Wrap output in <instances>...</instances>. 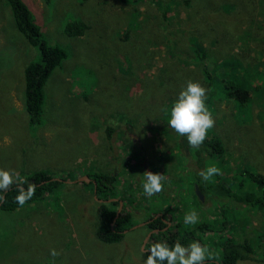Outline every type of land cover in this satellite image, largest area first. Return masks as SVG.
Here are the masks:
<instances>
[{
  "label": "rangeland",
  "instance_id": "rangeland-1",
  "mask_svg": "<svg viewBox=\"0 0 264 264\" xmlns=\"http://www.w3.org/2000/svg\"><path fill=\"white\" fill-rule=\"evenodd\" d=\"M23 1L44 38L62 47L67 58L45 84L40 123L29 125L24 68L39 61V49L18 31L7 1L0 0V168L20 177L44 170L65 182L41 201L12 211L0 209V264H144L149 229L141 225L148 215L141 205L177 209L178 200L189 197L188 209L169 210L173 224L195 208L190 201L195 171L189 169L195 159L192 152H183L180 143L187 138L168 126L167 106L188 80L199 81L208 96L201 64L190 63L194 47L205 49L206 64L215 74L224 66L229 72L233 65L219 63L232 60L240 63L241 71L246 68L245 87L247 70L253 74L249 84L259 87V92L251 91L250 111L247 102L240 105L229 97L207 106L215 118L209 131L225 146L224 159L216 154L205 160L222 171L214 182L220 179L235 195L247 192V186L240 187L247 168L264 174V77H258L264 74V0ZM162 4L170 12L167 22L160 16ZM73 21L84 22L86 32L68 35L66 24ZM225 91L216 88L214 98ZM107 126L115 127L111 151ZM113 155L120 157L117 162ZM164 164L183 165L182 174L166 173ZM121 165L123 171L117 168ZM114 168L118 174L113 183L119 185L118 197L129 204L133 226L120 241L103 243L96 236L99 202L91 179L94 171L112 174L108 170ZM146 170L166 177L163 191L151 197L142 188ZM86 176L89 183L79 180ZM225 187H211L222 199L214 197L206 206L200 200L197 213L204 217L210 212L223 220L220 235L230 241L251 243L258 262L237 264H264V208L248 206L247 199H230ZM130 193L135 196L127 197ZM211 234L202 233L201 244L217 256L222 244L211 242ZM52 249L59 255L52 257Z\"/></svg>",
  "mask_w": 264,
  "mask_h": 264
},
{
  "label": "trees",
  "instance_id": "trees-1",
  "mask_svg": "<svg viewBox=\"0 0 264 264\" xmlns=\"http://www.w3.org/2000/svg\"><path fill=\"white\" fill-rule=\"evenodd\" d=\"M7 4L9 5L13 19L16 25V28L20 33L24 35L27 41L32 44L36 45L39 49V61L30 62L24 68V98H23V105L24 110L28 116L29 125L39 124L41 120V116L43 114V106L46 100V93H45V84L49 77L51 76L53 70L57 67H60L63 63V60L67 58L66 51L60 47L59 45H51L44 38L43 33L40 29V26L35 22L33 14L30 8L25 4L23 0H6ZM164 1V0H161ZM46 3L49 0H45ZM167 4V3H166ZM161 19L167 22V16L170 14L169 9L162 4L161 6ZM87 25L82 21H73L66 24L65 31L68 35L80 36L84 34L87 30ZM206 53L203 47L199 46V48L193 49V57L190 60V63L194 64H201V72L206 79V83L209 87L208 96L206 98V105L209 106L211 100L221 99L222 97H229L233 98L238 104L243 105L247 102V108L250 111L249 103L251 102V91L257 90L258 86H252L249 84V80L253 78V74L249 73L247 70V88L245 87V77H246V68L242 66L238 62H234L232 60H225L224 62H220V64L227 65L230 64L232 67L230 68L229 72L224 70L221 67L220 71L216 74L213 70L209 68L206 64ZM235 65V66H234ZM219 72L222 74L220 75ZM259 78L264 77V74H258ZM257 78V77H255ZM225 88V93L223 95L217 96L214 98V92L216 88L219 87ZM259 88V87H258ZM259 92V91H258ZM173 101L168 102V107L171 109L173 105ZM248 117V116H247ZM263 117V114H261ZM107 135L109 142V150H113L111 148V141L110 138L112 133L115 130V127L107 126L104 128ZM126 131H132V128L129 129L128 127L125 128ZM121 133H124L121 131ZM182 137V136H181ZM186 138V137H185ZM131 140V139H129ZM181 146L185 147L183 152L188 155L189 151L193 153V157L195 159L196 164H189V169L193 168L195 172L193 173V178L191 181V193L192 199L190 200L191 203L195 208L194 210L198 211L197 206L200 203V198L196 195L194 191V186H197L199 192L203 195V200H201L206 206L207 203L211 202L210 199H214L217 194L210 192L211 187H221L226 185V183H221V180L218 179V182H214L213 178L205 182L202 178L198 175V172L202 169L207 167L206 159L212 161L216 158V154L219 155L220 159L223 158V154H225V146L223 141L219 137H215L212 135L210 131H208L207 138L204 140L203 144L199 147V149L193 148L188 144V141L181 142ZM118 155H113V159L115 162L119 160ZM205 161V162H204ZM143 164V163H140ZM147 165L151 168H156L155 165L148 163ZM106 165V164H105ZM136 165V164H135ZM163 165V164H162ZM183 166V165H182ZM182 166L180 168H175L174 164H164V168H166V173L171 172L174 174L181 175L182 174ZM117 167V166H116ZM161 166L158 167L160 169ZM121 171L125 168L121 165L119 167ZM100 170V169H99ZM180 172L178 173V171ZM112 171L104 173V171H94L93 176L91 179V183H95V196L97 199H101L98 201L96 207V215H97V227H96V236L99 241L103 243H114L120 241L123 236L124 232L127 231L131 226H133L132 218L133 213L132 211H128V206H125L123 203L122 197H118L117 192L120 193L117 189L119 185L113 183L114 175H117L118 172L116 168ZM244 182L240 183V187L247 186V192L244 193H237L232 195L229 189H226L227 195L231 197L230 199L237 200L239 202H243L247 199V205L251 207H263L264 208V174L258 171H251L247 168V171L244 172ZM177 176V175H176ZM218 176V175H216ZM120 177V176H119ZM181 177V176H180ZM215 177V176H214ZM21 178L30 180V183L35 184L36 190L34 196L28 200L25 204L34 203L36 201H41L45 199L50 194L55 192L58 184H62L65 180L62 178H55L53 174L47 173L44 170H37L31 172L29 177L22 176ZM169 178V177H167ZM170 180V179H169ZM72 181V180H68ZM166 181V180H165ZM163 182L165 186L166 183ZM90 180L88 181V183ZM136 180H134L133 185H135ZM169 183V182H168ZM128 184H132L131 181ZM27 188V184L24 185ZM171 193V191H169ZM93 194V192H92ZM116 194V195H115ZM5 195V201L0 202V209L6 211H12L17 208H20L18 203L15 202V197L18 195L16 185L14 184L7 193H3ZM134 193L127 194V197H134ZM191 197V194H188ZM173 197V196H171ZM115 198V199H112ZM189 197H181L177 203V209L175 207L166 206V208H162L161 205H154L150 204L146 206L144 204L141 205V209L144 211H148L147 217L142 220L144 221L146 227H148L149 231L155 229V232L151 234L149 237L148 243L146 245V249H150L154 242L159 241H166L170 246L174 245L176 241H179L181 244L187 246L191 242L195 241H202L200 235L207 231H211V236L207 237L211 242L219 241L222 246L221 252L214 256L212 255L211 261L209 263L213 264H237L238 261H254L258 262L254 258L253 254V247L251 243L247 240H243L242 242L231 241L229 242L230 238L220 235V232L224 229L225 223L223 220L218 221L216 220L215 215H212L210 212L205 213L206 216H199V221L195 225H186L184 223V219L182 215L177 216L179 218L174 224L173 221L171 223L174 226L173 231L169 230L171 227L168 226L169 229H166V222L163 221L167 217L169 210L179 211L184 210L187 206V200ZM215 199H222L220 197H216ZM122 200V201H121ZM131 199H129L130 201ZM194 201L197 205L194 204ZM209 201V202H208ZM215 201V200H213ZM109 202V203H108ZM122 203V207L118 215L116 212L119 208V203ZM130 203V202H129ZM141 203H139L140 205ZM204 208V207H203ZM188 209V208H186ZM205 209V208H204ZM158 213L159 215H155ZM173 216V214H170ZM143 216V215H142ZM213 216L215 219H211L209 217ZM170 219V218H169ZM182 219V221H181ZM209 219V220H208ZM215 221V222H214ZM142 223L141 225H143ZM215 223V224H214ZM223 228H222V227ZM182 232V233H181ZM231 233V232H230ZM213 243V244H214ZM149 254V251L146 253V258ZM166 264V262H165ZM207 264V263H206Z\"/></svg>",
  "mask_w": 264,
  "mask_h": 264
},
{
  "label": "clouds",
  "instance_id": "clouds-1",
  "mask_svg": "<svg viewBox=\"0 0 264 264\" xmlns=\"http://www.w3.org/2000/svg\"><path fill=\"white\" fill-rule=\"evenodd\" d=\"M206 98L207 89L199 81L188 80L170 109L168 126L180 136L186 137L188 144L196 149H199L207 138L208 131L215 126V118L206 105ZM218 174H222V171L216 165L207 166L198 172L205 182ZM141 180L144 194L151 197L163 191L166 177L159 172L146 170ZM14 184L18 192L15 202L24 206L34 196L35 184L11 170L0 168V202L5 201L3 193H7ZM198 221L199 216L194 209L184 216L186 225H195ZM148 251L144 264H205L212 258L209 247L195 240L187 246L179 241L172 246L166 241L154 242ZM50 254L52 257L59 255L55 249Z\"/></svg>",
  "mask_w": 264,
  "mask_h": 264
},
{
  "label": "flooded vegetation",
  "instance_id": "flooded-vegetation-1",
  "mask_svg": "<svg viewBox=\"0 0 264 264\" xmlns=\"http://www.w3.org/2000/svg\"><path fill=\"white\" fill-rule=\"evenodd\" d=\"M131 142H133V140L131 139L130 140ZM175 165V164H174ZM155 215H159L158 213H156ZM163 221L164 222H166V224L168 225V226H170L172 223H171V221H170V219L168 218V217H166L165 219H163ZM144 225H145V223H144ZM168 226H166V229H167V227ZM174 227V226H173ZM171 229V228H170ZM174 229V228H173ZM173 229H172V231H173ZM155 232V229L153 228V230H150L149 231V233H148V236L145 238V240H144V248L146 249V245H147V243H148V240H149V237L151 236V234H153ZM200 236H203L202 234L200 235ZM200 242V241H199ZM229 242H231L230 240H229ZM201 243V242H200ZM224 243H226V242H224ZM224 243L222 244V246L224 245ZM222 246H221V248H220V252H221V250H222ZM147 251H148V249H146ZM219 252V253H220ZM208 261H211L210 259L209 260H207L206 262L207 263H209ZM205 262V263H206ZM220 264V263H219Z\"/></svg>",
  "mask_w": 264,
  "mask_h": 264
},
{
  "label": "water",
  "instance_id": "water-1",
  "mask_svg": "<svg viewBox=\"0 0 264 264\" xmlns=\"http://www.w3.org/2000/svg\"><path fill=\"white\" fill-rule=\"evenodd\" d=\"M86 180L87 182L89 181V179L87 178V176L86 177H83V178H80L79 180ZM94 192H95V183H94ZM195 192H196V195L200 198V200H203V195L199 192V190H198V188L196 187V189H195ZM98 201H100L99 199H97ZM121 205H122V203L120 202L119 203V208H118V210H117V212H116V215H118V213H119V211H120V208H121ZM126 232V231H125Z\"/></svg>",
  "mask_w": 264,
  "mask_h": 264
}]
</instances>
